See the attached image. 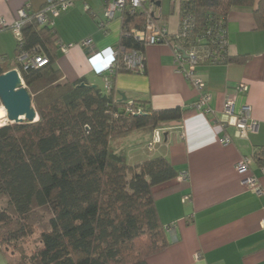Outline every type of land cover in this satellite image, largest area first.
<instances>
[{
    "label": "trees",
    "instance_id": "16d2710c",
    "mask_svg": "<svg viewBox=\"0 0 264 264\" xmlns=\"http://www.w3.org/2000/svg\"><path fill=\"white\" fill-rule=\"evenodd\" d=\"M233 7L251 9L255 28L264 30V0H181L180 15L194 20L192 33L181 43L196 45L201 53L216 49L214 38L204 36V26L212 16L222 18L227 28ZM121 19L118 46L144 52L143 44L127 32L141 29L146 16L123 14ZM22 35V47L36 49L49 63L21 74L38 119L0 125V193L19 217L33 204L48 206L52 217L50 231L40 233L41 245L30 255H14V249L18 240L33 234L31 226L23 223L0 236L4 264H147L148 256L168 245L152 187L180 172L163 156L130 165L118 144L133 131L153 132L162 122L180 120L190 109H154L142 101L117 100L112 88L103 91L86 78L60 82L54 25L39 26L31 18ZM221 53L222 63L248 58ZM204 64L210 62L199 66ZM8 69L0 66V74ZM118 71L128 70L118 64L111 74ZM130 106L142 112H127ZM10 221V214L0 209V224Z\"/></svg>",
    "mask_w": 264,
    "mask_h": 264
},
{
    "label": "crops",
    "instance_id": "0c3cea01",
    "mask_svg": "<svg viewBox=\"0 0 264 264\" xmlns=\"http://www.w3.org/2000/svg\"><path fill=\"white\" fill-rule=\"evenodd\" d=\"M45 1L0 0V17L10 25L18 9L34 12ZM86 3L88 11L83 0H75L74 6L54 23L57 42L71 44L65 52L58 50L54 62L62 74L60 82L86 78L107 92L108 79L117 100H124V96L125 101H142L154 109L186 107L195 100L196 90L176 71L172 49L164 43L144 47L143 72L96 75L87 63L88 50L81 42L90 38L94 50L117 47L122 19L117 14L105 32L98 26L104 20V1ZM160 15L156 24H164L169 33H174L177 22L174 28L169 16H162L161 5ZM75 18L80 20L77 28L71 25ZM227 39L228 55H248L246 61L204 64L198 72L205 79L204 90L211 94L210 106L216 116L219 117L227 97L234 100L236 110L248 104L251 117L258 122L256 133L247 139L233 137L231 143L223 145L218 139L223 130L217 118L187 110L180 120L159 124L161 141L152 146L148 145L152 132L143 130L133 131L120 141L119 149L124 151L128 164L163 156L186 174L185 179L178 175L152 187L154 206L168 245L148 256L147 264H264V228L260 225L264 193L257 196L247 190L234 168L240 158L251 157V170L264 190V30L255 28L251 9L230 10ZM16 45L12 31L0 29L1 67H16ZM239 83L246 84L247 91L235 92ZM0 264H4L1 250Z\"/></svg>",
    "mask_w": 264,
    "mask_h": 264
},
{
    "label": "built area",
    "instance_id": "2783aa9c",
    "mask_svg": "<svg viewBox=\"0 0 264 264\" xmlns=\"http://www.w3.org/2000/svg\"><path fill=\"white\" fill-rule=\"evenodd\" d=\"M84 1V9L89 10L90 7ZM104 1V20L98 22V26L106 32L108 23L113 20L117 14L121 17L123 14L134 15L143 13L146 16L145 23L141 29L131 28L127 34L141 42L143 46L164 43L171 47L173 52V62L176 71L179 72L184 79L196 90L197 97L193 102L187 105L191 111L199 112L204 115H210L220 124L223 134L218 138L223 145L232 142L233 137L247 139L249 134L256 133L258 130V122L251 117V108L248 104L240 106L236 110L234 100L227 97L223 102V108L219 115L216 116L215 110L210 106L211 94L204 90L205 79L198 72V66L201 62H210V64H218L223 61L224 51L227 53L228 39L227 28L224 26L222 18L210 16V20L204 26V36L214 38L217 48L208 50L204 53L199 51L196 45L186 46L181 43L183 39L188 38L193 31L194 20L191 15H180L179 7L181 0H169L170 5L178 8V25L174 33H169L166 25H157L160 20L161 0H103ZM75 0H46L44 6L34 12H28L24 7L16 12V19L10 25L0 17V29H9L12 31L16 43L17 53L15 55V68L23 82L22 72L28 69H37L46 66L48 58L42 54H37L36 49L26 50L22 47V27L30 20L34 19L37 25L53 26L56 18L74 6ZM156 10H159L156 13ZM203 38L198 40H203ZM182 40V41H181ZM59 43V50L65 52L71 44ZM81 45L88 50L87 63L90 69L99 76L111 74L118 64L130 72H143L145 65V54L141 49L124 50L123 47L106 46L104 48L94 50L92 41L86 38ZM24 84V82H23ZM105 87L110 89L109 80H105ZM248 86L239 83L234 87L235 92H245ZM130 103V101H129ZM127 112L139 114L142 112L141 107L133 109L127 107ZM161 141V130L155 128L152 132V139L149 146ZM251 157H242L235 163V171L241 176L242 185L257 196L264 193L259 178L252 172ZM263 170V168H262ZM179 176L186 178L185 173ZM187 199V198H185ZM260 225L264 228V216L260 221ZM200 257V254H196Z\"/></svg>",
    "mask_w": 264,
    "mask_h": 264
},
{
    "label": "rangeland",
    "instance_id": "374dc122",
    "mask_svg": "<svg viewBox=\"0 0 264 264\" xmlns=\"http://www.w3.org/2000/svg\"><path fill=\"white\" fill-rule=\"evenodd\" d=\"M158 10H156V13ZM161 13L163 17L169 16L173 27L175 28V23L178 25V8L177 6L173 7L170 5L169 0H161ZM64 14V13H63ZM80 20L75 18L72 21V26L78 27ZM177 30V28H176ZM175 30V32H176ZM2 106V105H0ZM7 123H12L7 119V114L0 118V125ZM121 143V142H120ZM118 144L119 148L121 144ZM149 148V146H147ZM0 209L6 210L7 213L11 216V221L7 224H0V236L5 237L8 232H14L21 228L23 223H26L28 226H31L34 230L33 234L18 240L15 243L14 255H19L24 253L30 255L34 250L40 247V233L45 231H50V219L52 217V212L48 206H38L33 204L31 210L22 217H19L12 206L8 203V198L6 195L0 193ZM6 251L10 253L12 251V246H6Z\"/></svg>",
    "mask_w": 264,
    "mask_h": 264
},
{
    "label": "water",
    "instance_id": "95a60500",
    "mask_svg": "<svg viewBox=\"0 0 264 264\" xmlns=\"http://www.w3.org/2000/svg\"><path fill=\"white\" fill-rule=\"evenodd\" d=\"M92 86L96 85L92 84ZM122 98L125 100L124 96ZM0 105L5 109L7 119L11 122L20 123L23 120L36 121L38 119L31 96L16 69L0 74Z\"/></svg>",
    "mask_w": 264,
    "mask_h": 264
},
{
    "label": "bare ground",
    "instance_id": "6f19581e",
    "mask_svg": "<svg viewBox=\"0 0 264 264\" xmlns=\"http://www.w3.org/2000/svg\"><path fill=\"white\" fill-rule=\"evenodd\" d=\"M5 114V109L3 108V106H0V118L3 117Z\"/></svg>",
    "mask_w": 264,
    "mask_h": 264
}]
</instances>
